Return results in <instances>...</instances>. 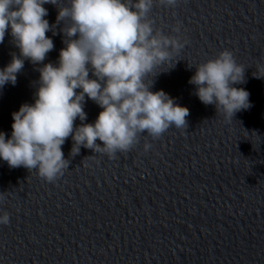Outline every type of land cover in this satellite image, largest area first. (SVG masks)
Instances as JSON below:
<instances>
[{"label":"clouds","instance_id":"9594fccd","mask_svg":"<svg viewBox=\"0 0 264 264\" xmlns=\"http://www.w3.org/2000/svg\"><path fill=\"white\" fill-rule=\"evenodd\" d=\"M157 3L175 8L178 0H63L62 4L61 0H0V43L10 28L20 52L0 69V88L16 84L25 60L43 64L38 68L34 103L22 104L12 113L10 138L0 132V159L10 168L35 170L53 183L69 167L62 145L70 136V156L84 147L115 159L118 152L131 151L141 134L158 139L170 128H186L189 109L163 90L151 91L155 78L175 67L180 61L175 57L188 43L181 39L179 21L171 30L176 35L155 27L150 14ZM45 4L55 5L56 24L63 22L60 32L65 47L55 65L43 63L54 48L46 33L57 34L55 25L45 19ZM165 65H169L166 70L157 71ZM245 69L224 49L196 66L188 82L203 104L215 105L230 121L252 106L249 92L234 87L245 82ZM258 70L264 72V65H258ZM85 97L102 109L93 123H84ZM77 118L81 124L74 127ZM151 147L145 143L144 151ZM3 198L4 192L0 193ZM9 223L10 214L5 211L0 225Z\"/></svg>","mask_w":264,"mask_h":264},{"label":"water","instance_id":"95a60500","mask_svg":"<svg viewBox=\"0 0 264 264\" xmlns=\"http://www.w3.org/2000/svg\"><path fill=\"white\" fill-rule=\"evenodd\" d=\"M0 264H85L35 248L0 240Z\"/></svg>","mask_w":264,"mask_h":264}]
</instances>
